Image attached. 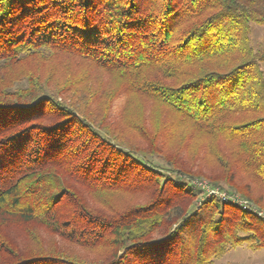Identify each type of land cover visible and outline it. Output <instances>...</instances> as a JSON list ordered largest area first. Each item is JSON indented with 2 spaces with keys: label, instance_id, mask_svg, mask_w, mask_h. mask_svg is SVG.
Segmentation results:
<instances>
[{
  "label": "trees",
  "instance_id": "1",
  "mask_svg": "<svg viewBox=\"0 0 264 264\" xmlns=\"http://www.w3.org/2000/svg\"><path fill=\"white\" fill-rule=\"evenodd\" d=\"M253 25L264 0H0V264H214L264 249ZM133 98L150 121L129 115Z\"/></svg>",
  "mask_w": 264,
  "mask_h": 264
},
{
  "label": "rangeland",
  "instance_id": "2",
  "mask_svg": "<svg viewBox=\"0 0 264 264\" xmlns=\"http://www.w3.org/2000/svg\"><path fill=\"white\" fill-rule=\"evenodd\" d=\"M251 41H252L253 47L256 50L264 47V27L256 26V25L252 26ZM262 68L264 70V65H262ZM126 101H127V95L121 94L114 100L112 104L111 111H110V117L112 120L117 121V123L119 120H121L122 114L125 111ZM143 101L145 100L143 99ZM139 105H141L140 100L137 98H133L128 107L129 115H131L134 118L142 117V114H143L142 111H144V118L150 121V110L147 109V105H145L144 103V106H143L144 109H141ZM200 142L203 143L204 141L200 140ZM197 143H195L194 145H191L190 147L191 150L197 151L198 148L200 149ZM223 148L224 146H221L222 150H224ZM201 154H202V151H201ZM195 183H196L195 185L199 189H201V191L208 193L209 190H215L216 193H218V195H215V196H217L218 198H221L219 195L221 191L218 190L217 187H213L209 183L208 180H203L202 183L201 182L198 183L196 181ZM214 264H264V249L256 251V250H251L247 246H241L235 249H231L230 251H228V253L224 257L216 260Z\"/></svg>",
  "mask_w": 264,
  "mask_h": 264
},
{
  "label": "built area",
  "instance_id": "3",
  "mask_svg": "<svg viewBox=\"0 0 264 264\" xmlns=\"http://www.w3.org/2000/svg\"><path fill=\"white\" fill-rule=\"evenodd\" d=\"M207 195L208 196L218 195V193H216L215 190H209ZM219 195H220L221 199L224 200V201H231V202L236 203V204H238L239 206H241V207H243L245 209L246 208H251V205L247 201H244V200L240 199L239 197H232L228 193L222 192V191L220 192ZM259 215L263 216V213H259Z\"/></svg>",
  "mask_w": 264,
  "mask_h": 264
}]
</instances>
